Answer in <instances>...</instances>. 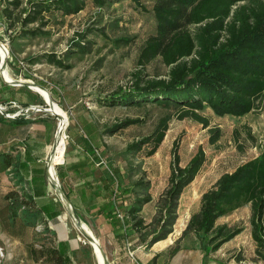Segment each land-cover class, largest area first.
<instances>
[{"label": "rangeland", "instance_id": "rangeland-1", "mask_svg": "<svg viewBox=\"0 0 264 264\" xmlns=\"http://www.w3.org/2000/svg\"><path fill=\"white\" fill-rule=\"evenodd\" d=\"M9 1L0 0V9L8 5ZM20 1L21 5L12 12L13 20L20 17L25 6L26 0ZM140 2L145 6V10L137 9L130 0H109L102 6H94L87 1L82 10L71 15L45 13L44 19L48 18L50 23L41 27L44 33L36 36L11 38V32L13 29L15 31L17 26L14 22L10 31H0V41L8 39V52L3 50V55H6L4 62L7 63L8 69L15 71H10V84L25 82L41 99V103L33 104L49 107L40 93L32 89L35 85L45 88L43 93L49 95L50 101L57 103L66 115L65 134L76 140L82 129L97 147L99 156L105 161L108 169H111L112 176L117 178L122 188H130L137 179L148 182L147 191L151 200L142 206L139 213L144 220V226L129 240L130 262L151 264L152 256L157 254V264H243V260L244 264H264L254 252L255 243L250 237L248 204L215 220V225L225 224L231 228L242 226V230L231 241L211 252L214 257H208L204 262L200 259L199 251H194V235L189 233L180 237L189 215L199 209L201 194L212 187L222 173L233 170L238 164L264 150V93L257 108L242 116H217L205 107L199 112L209 120L206 127L190 117L179 118L178 110L172 106L165 107L154 102H143L141 105H107L102 102L104 98L119 92L120 89L130 88L137 74L143 80L166 76L167 66L158 56L144 65L136 63L138 52L154 27L151 15L153 0ZM2 19V26H7L8 20L5 17ZM36 25L37 22H32L28 23L27 27ZM121 37H129L131 40L127 43L115 42ZM78 40L84 43V51L77 50L74 45ZM50 52L60 57L67 53L64 62L69 64V67H58L47 62L45 55ZM29 58L37 59L30 63ZM4 67L0 72L4 71ZM11 72L15 73V76ZM0 104L4 111L12 112L16 109L10 102ZM24 113L47 117L55 123L54 129L56 128L55 114L46 110ZM164 117H167L165 134L153 154H145L150 145H143L140 151L124 153L127 144L150 134ZM86 119H89V123L94 124L95 128H85ZM125 119L138 121L112 134L105 132L112 124ZM210 126H217L221 132L219 139L212 145L208 143ZM70 138L64 137L63 158L71 142ZM175 139L178 141L181 165L187 163L198 146L203 148L205 160L178 198L177 218L172 231L164 239L151 243L150 238L159 230L160 220L164 218L163 199L169 185L171 148ZM53 141L52 137V143ZM57 182L61 185L58 178ZM6 183L0 179V253L3 252L0 264H45L42 258L33 259L30 248H39L40 244L48 242L55 244L57 235L60 237L62 234L72 243L71 264H97L92 245L81 233L80 224L84 222L103 249L106 264H117L114 243L109 238L106 222L99 217L91 222L86 213L74 208L70 210L64 201L58 217V226L54 225L55 236L37 234V229L43 227L40 223L34 228L26 227L19 217L11 223L7 207L3 205ZM139 190L137 193L142 195L143 189ZM55 193L56 197L62 200L58 190H55ZM115 202L118 206L120 200L115 199ZM74 217L79 219V225L75 224ZM138 239H142V244H135ZM41 240H44V243Z\"/></svg>", "mask_w": 264, "mask_h": 264}, {"label": "trees", "instance_id": "trees-1", "mask_svg": "<svg viewBox=\"0 0 264 264\" xmlns=\"http://www.w3.org/2000/svg\"><path fill=\"white\" fill-rule=\"evenodd\" d=\"M87 1L94 6H102L109 0H26L16 20L12 19V12L21 5V1L10 0L0 9V17L8 20V29L13 28L14 22L17 23L11 38L36 36L44 33L41 27L50 23L48 18L44 19L45 13L61 16L75 14L84 8ZM130 1L137 9L145 10L140 0ZM151 12L153 31L140 48L136 63L144 65L158 56L167 66L166 76L143 80L137 74L130 88L107 96L102 100L104 104L141 105L143 102H154L165 107L172 106L178 110L179 118L190 117L203 127L209 125V120L199 112L205 107L217 116H242L257 108L264 93V0H153ZM32 22H37V25L27 27ZM130 40L129 37H121L115 42L127 43ZM83 44L78 40L74 45L77 50L84 51ZM66 56L67 53L60 57L50 52L45 59L58 67L68 68L69 64L64 62ZM35 59L28 60L31 63ZM23 95L21 90L14 94L23 106L41 103L36 93L30 94L29 100H25ZM22 117L18 115L11 119L20 121ZM4 119L5 116L0 114V122ZM137 121L125 119L116 122L105 132L112 134ZM166 121L167 117L161 118L150 134L127 144L124 153L140 151L143 145H150L145 154H153L164 137ZM85 128L88 129V126L85 125ZM220 134L217 126H210L208 143L215 144ZM67 136L70 138L69 134ZM70 141L63 164L56 165L59 181L62 183L68 175L59 168L66 163L70 146L77 144L76 153L82 155L84 160L90 159L87 169L73 168L70 175L71 181L77 182L76 191L84 205L81 211L89 216L91 222L97 217L106 222L109 238L114 243L117 264H141L138 261L130 262L129 240L144 226L139 213L142 206L151 200L147 191L148 182L137 179L130 188H122L114 176L97 180L94 169L101 158L96 154L97 147L88 135L81 134L76 140L71 137ZM10 155L0 152L2 169L10 165ZM204 160V150L198 146L187 163L181 165L178 141H173L169 185L163 199L164 218L149 242L164 239L172 231L177 218L178 198ZM82 165L80 163L79 167ZM139 189H143L142 195L138 194ZM65 195L70 198L69 191H65ZM4 199L11 223L17 217L26 227L34 228L40 223L43 227L37 229V234L55 236L48 221L57 222L61 210L56 205L52 209L51 204L36 208L31 196L19 195L12 189L5 193ZM115 199L120 200L118 206ZM246 204L250 206L249 224L255 243L254 252L264 262V150L233 170L222 173L214 185L201 194L199 209L189 215L180 237L189 233L194 235L200 259L204 262L211 252L242 230V226L231 228L225 224L215 225V220ZM21 206L24 207L20 209ZM81 231L85 236L84 230ZM41 241L44 243V240ZM142 242V239H138L135 244ZM71 251L69 238L57 239L55 244H40L39 248L29 250L33 259L42 258L45 264H71ZM156 257L157 254L152 256L151 264H157Z\"/></svg>", "mask_w": 264, "mask_h": 264}, {"label": "crops", "instance_id": "crops-1", "mask_svg": "<svg viewBox=\"0 0 264 264\" xmlns=\"http://www.w3.org/2000/svg\"><path fill=\"white\" fill-rule=\"evenodd\" d=\"M2 18L3 17H0V22L3 20ZM2 50L3 49L0 50V57L2 58V60H4L6 55H3L4 52L2 54ZM4 63V61L0 63V70H2L3 66H5L2 74L0 72V102L6 103L14 101L15 103L20 105L17 98L14 97L15 92L19 90L23 91V98L25 100H29L30 94L35 92L31 90L25 82L10 84L12 82V77H10L9 75L10 71L12 70L8 69L7 63H5V65ZM12 74L15 76V73ZM24 77L27 78L26 76ZM35 87H37L41 91L45 90V88L38 85H35ZM34 90L37 91L36 89ZM22 116L23 117L20 121L5 117L3 122H0V152L2 154H11L9 158L10 165L4 167L3 169L1 168L2 159H0V179L7 182L4 187L5 190L3 191V195H5L7 191L12 189L15 190L19 195L25 194L31 196L33 198V204L36 208L51 204V209L56 205V208L61 210L63 199L61 200V198L56 197L55 190L58 189L54 187L55 182H53L49 178V163L47 165V158L52 146L54 123L51 119L43 116L35 117L32 114H28V116ZM85 125L88 126V129L95 128L94 124L89 123V119H86V121L84 122V127ZM92 131H94V129H92ZM79 133V135H86L82 129L79 131ZM69 149L70 150L66 159V163L59 168L62 171L64 170L68 173V175L65 176L62 181L60 189L62 190L64 195L65 191H69L71 199L66 195L65 196L68 198L70 204L73 205L72 208H74L75 210H84V205L79 199L78 191H76L77 182H72L70 179V175L73 174V168H78V170L79 168L80 170L87 169V164L89 163L88 161L90 159L84 160L82 155L76 153L78 151L77 144L70 146ZM62 161L64 162L63 159L60 160V162ZM63 162L60 164H63ZM80 163L83 164L81 167H79ZM94 171L97 180H101V178L105 176L109 178V176L111 175L110 177H112L111 169H108L107 165L105 166L103 164H96ZM55 175L57 179L58 176L56 171ZM58 193L60 196L61 192L59 190ZM98 203L99 201L96 202V204ZM3 205L6 207L7 202L5 201ZM23 207L24 206H21L20 209H22ZM48 224L52 228V230L55 231L54 225L55 227L56 225L58 226V220L55 223H51L50 221H48ZM61 238H67V236H63L62 234V236L58 237L57 235V239ZM232 239L228 241H231ZM226 242H224L223 244H225ZM193 248L194 251L198 253L197 246L194 245ZM208 257L211 258L214 256L211 253L208 255ZM241 262H243L244 264L245 260Z\"/></svg>", "mask_w": 264, "mask_h": 264}, {"label": "bare ground", "instance_id": "bare-ground-1", "mask_svg": "<svg viewBox=\"0 0 264 264\" xmlns=\"http://www.w3.org/2000/svg\"><path fill=\"white\" fill-rule=\"evenodd\" d=\"M2 54H3V50H2ZM34 89H36L37 92L40 93V95L44 99V102L46 104L47 103L49 104V107L43 106L42 110H46V111L58 116L59 122H58V127H57L56 133H55V143L53 146L52 155L50 156V160H49V178L53 182H55L54 184H56L57 179H56V175H55V165H57L60 162L62 155H63V152H64V149H65V143L63 140V129L67 123L66 122L67 121L66 115L61 110V108L58 107L57 103L50 101V97H48L49 95H46L41 90L39 91L36 87ZM80 226H81L80 229L84 230V232L86 233L87 239L90 241V244L92 245V251H93L94 257L96 259V263L97 264H106L104 256L98 247L97 238L94 236V234L92 233V231L90 230V228L87 226L86 223H83L82 225L80 224ZM91 238H93V239H91Z\"/></svg>", "mask_w": 264, "mask_h": 264}, {"label": "built area", "instance_id": "built-area-1", "mask_svg": "<svg viewBox=\"0 0 264 264\" xmlns=\"http://www.w3.org/2000/svg\"><path fill=\"white\" fill-rule=\"evenodd\" d=\"M6 29L8 31H10V29L6 28V26H4V25L2 26V24L0 23V31H6ZM2 40L3 41H0V50L3 49L7 53L8 52V50H7L8 39H2ZM3 61L4 60H2V58L0 57V63H2ZM1 73H2V71H1ZM10 104L13 105L12 107H16V109L13 110L12 112H8L6 110L4 111V108H3L2 104H0V114H2L3 116H5L7 118H14V117H16L18 115L28 116V114H25L24 112L31 111V110L40 111V110L43 109V107H41L40 104H29V105H26V106H22V105L16 104L14 101H10ZM56 120H57L56 121V127H58V122L59 121H58L57 117H56ZM65 126H64V129H65ZM64 129H63V140H64V137H67V135L64 132ZM55 133H56V128L54 129V133H53L54 140H55ZM96 154L99 156V152L98 151H96ZM63 160H64V158H63ZM58 164H60V163H58ZM99 164H103V165L106 166V163H105V161L102 158H100ZM2 257H3V252L0 253V259Z\"/></svg>", "mask_w": 264, "mask_h": 264}, {"label": "water", "instance_id": "water-1", "mask_svg": "<svg viewBox=\"0 0 264 264\" xmlns=\"http://www.w3.org/2000/svg\"><path fill=\"white\" fill-rule=\"evenodd\" d=\"M47 104H48V103H47ZM56 117L58 118L57 115H56ZM54 143H55V140H54L53 143H52L51 150H50V153H49L48 158H47V165H48V163H49L50 156L52 155V152H53V146H54ZM54 187H55L56 189H58V190L61 192V193H60V196L62 197L63 201L68 205L69 209L71 210V209H72L71 204H70L68 198L64 195V193H63L62 190L60 189V185L58 184V182H56V184L54 185ZM74 221H75V224H76V225H79V223H80L79 219H77V218L74 217ZM85 237H87V236L85 235ZM91 239H93V238H91ZM98 247H99V249L101 250V252H102V254H103L104 258H105V262H107V260H106V256H105V254H104V252H103V249H102L101 246H99V245H98Z\"/></svg>", "mask_w": 264, "mask_h": 264}]
</instances>
